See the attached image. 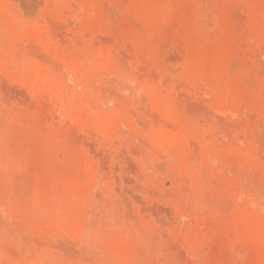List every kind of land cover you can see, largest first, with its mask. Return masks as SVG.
<instances>
[{"label":"rangeland","instance_id":"1","mask_svg":"<svg viewBox=\"0 0 264 264\" xmlns=\"http://www.w3.org/2000/svg\"><path fill=\"white\" fill-rule=\"evenodd\" d=\"M0 264H264V0H0Z\"/></svg>","mask_w":264,"mask_h":264}]
</instances>
